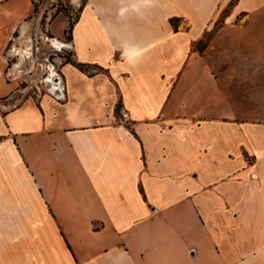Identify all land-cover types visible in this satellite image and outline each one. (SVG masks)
Here are the masks:
<instances>
[{"label":"crops","instance_id":"1","mask_svg":"<svg viewBox=\"0 0 264 264\" xmlns=\"http://www.w3.org/2000/svg\"><path fill=\"white\" fill-rule=\"evenodd\" d=\"M232 1L73 0L74 60L97 70L37 61L34 100L8 51L33 0H0V264H264V0ZM226 8L181 114L156 48L182 32L193 50Z\"/></svg>","mask_w":264,"mask_h":264},{"label":"rangeland","instance_id":"2","mask_svg":"<svg viewBox=\"0 0 264 264\" xmlns=\"http://www.w3.org/2000/svg\"><path fill=\"white\" fill-rule=\"evenodd\" d=\"M235 1L236 0H233L232 4ZM33 5L34 12L29 18L31 22V28L25 35L17 33L14 39L11 41L8 51L9 54H11V56H9L11 62H14L16 61V56H14V48H18L16 51L25 50V48L29 46V44H27L28 42H26L28 38L32 39L34 45L39 44L40 48L37 51L35 50L33 61L31 58H27L29 57L30 52L25 50L29 54L23 55L24 58L22 63H20V58L17 63L20 64V66L24 64L23 68L20 69L23 71L22 74H20V87L21 89H24L23 92L25 94V99L32 98L36 100L39 94L43 95L48 93V91L47 83H40L39 78L41 73L39 72V65L35 62H41L43 59L45 60V64L50 66L52 72L54 71L57 73L60 72L59 70L65 64L64 63L60 65V61H62L59 60L61 46L56 42L54 36H64L65 41L67 40L68 43L67 52L68 54H71V56L68 57V63L74 61L73 46L69 41V38L72 34L70 27H72V24L78 18L80 7L73 4V0H33ZM229 10V8L224 10L221 17L211 26L210 32H207L203 36V38L195 45L193 50H190L189 48V44L192 39L191 35L182 32L167 35L156 48V50L159 51L160 61L163 66L165 84L169 83V80L172 78L171 75L175 72L178 66L180 67V78L177 80L181 85V94L178 96L177 100L182 102L178 107V109L181 110V114H187L193 110L191 109V106L188 107L186 105V101L188 99V92L186 91L187 87L188 89L190 88L189 96L192 95L198 99L201 98L202 101L206 99V95L204 96V94H207V91L205 90L210 88L206 84L211 83V81L209 79L207 68L205 67V62L196 56H198V54H203L207 50L211 42V38L222 26L223 19ZM65 20L68 21V25L64 29L63 27ZM174 24L176 26V30L189 28V24L186 20H184V18L175 20ZM164 31L165 34H167L166 25ZM19 56L21 57V55ZM233 77L234 75L229 74L228 82H231ZM183 85H186L184 91H182ZM229 87L231 88L232 85ZM260 92L262 93L264 90H260ZM244 94L245 93L238 95L236 91L232 90L231 98L234 100H240V98H243ZM263 96L264 95H261V97ZM198 99L195 101V104L199 103ZM183 102H185V105H183ZM202 104L203 102L195 106L194 110L196 113H212V111H214L213 108L215 103H205V106ZM169 109L172 110V108Z\"/></svg>","mask_w":264,"mask_h":264},{"label":"trees","instance_id":"3","mask_svg":"<svg viewBox=\"0 0 264 264\" xmlns=\"http://www.w3.org/2000/svg\"><path fill=\"white\" fill-rule=\"evenodd\" d=\"M82 10V7H80L79 8V12ZM175 20H177V19H172L171 20V24H172V26L174 27V29L176 30V26H175V24H174V21ZM75 22V21H74ZM72 28H73V24H72V27H70V30H72ZM71 64L72 65H74V66H76L78 69H80V70H82V71H86V72H89L90 74H92V69L93 70H97V68H91V67H89V66H86V65H84V64H77L76 62H75V60L74 61H71ZM94 72V71H93Z\"/></svg>","mask_w":264,"mask_h":264},{"label":"built area","instance_id":"4","mask_svg":"<svg viewBox=\"0 0 264 264\" xmlns=\"http://www.w3.org/2000/svg\"><path fill=\"white\" fill-rule=\"evenodd\" d=\"M69 56H71V54H68V52L67 51H61L60 52V54H59V60H62V61H60V65H62V64H66V63H68V57ZM71 60V59H70ZM41 97V94H39L38 96H37V98H40Z\"/></svg>","mask_w":264,"mask_h":264},{"label":"bare ground","instance_id":"5","mask_svg":"<svg viewBox=\"0 0 264 264\" xmlns=\"http://www.w3.org/2000/svg\"><path fill=\"white\" fill-rule=\"evenodd\" d=\"M27 54H29V53H27V51H25V50H17V55H21V57H20V63H22V60L24 58L23 55H27ZM16 66L19 67L20 64H17Z\"/></svg>","mask_w":264,"mask_h":264}]
</instances>
